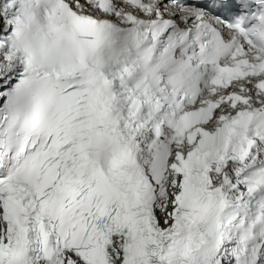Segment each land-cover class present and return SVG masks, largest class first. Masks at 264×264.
I'll return each instance as SVG.
<instances>
[{
	"label": "snow or ice",
	"instance_id": "snow-or-ice-1",
	"mask_svg": "<svg viewBox=\"0 0 264 264\" xmlns=\"http://www.w3.org/2000/svg\"><path fill=\"white\" fill-rule=\"evenodd\" d=\"M0 264H264V0H0Z\"/></svg>",
	"mask_w": 264,
	"mask_h": 264
}]
</instances>
